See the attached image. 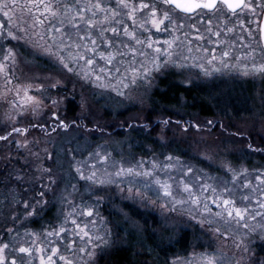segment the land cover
I'll return each mask as SVG.
<instances>
[{
  "label": "snow or ice",
  "instance_id": "1",
  "mask_svg": "<svg viewBox=\"0 0 264 264\" xmlns=\"http://www.w3.org/2000/svg\"><path fill=\"white\" fill-rule=\"evenodd\" d=\"M11 41L18 45L23 42L50 57L67 74L120 97H130L137 89L150 87L155 74L169 68L196 69L197 75L203 77L225 70L239 71L246 77L264 79V0H0V101L8 105L5 118L10 125V131L0 135V141L12 142L9 138L14 134L23 136V140L14 142L18 148H28L30 143H39L27 139L29 130L40 128L47 135V121L30 120L26 127L16 124L26 119V113L39 116L42 109L49 107L46 99L56 109L60 100L45 97L42 83L21 82L15 77L18 59L15 49L7 46ZM58 84L56 81L49 87L56 88ZM50 118L57 122L53 131L68 127L56 111H51ZM207 123L211 125L213 121ZM89 157L93 162L87 165V174L84 163L75 172L92 191L113 184L119 189L117 180L129 177L130 196L156 203L151 198L155 196L164 201L161 208L170 205L171 212L179 209L191 219L199 216L201 227L206 225L218 239L225 236L217 226L221 224H234L245 236L257 228L264 232V171L260 169L253 170L250 178L248 169L238 171L224 163V180L209 183L218 178L201 172L192 183L189 177L196 170L179 157L166 156L165 162L153 161L150 168L142 161L129 167L114 163L115 171L107 168L108 153L96 151ZM101 167L102 178L98 175ZM177 167L182 170L178 177L172 175ZM50 184L56 181L50 179ZM70 187L78 191L75 185ZM45 195L44 190L38 192L41 200L35 204L23 201L25 217L34 216L37 206L48 203L42 200ZM69 196L72 193L60 194L67 207L61 209L57 222H49V227L39 233L26 231L30 239L12 247L17 255L10 260L5 255L10 244L0 242V264H95L97 255L108 247L111 235L97 208L103 197L92 203L81 197L76 203ZM235 247L249 251L243 239ZM170 264L231 261L222 246L209 245L204 251L193 249L184 258L176 257Z\"/></svg>",
  "mask_w": 264,
  "mask_h": 264
},
{
  "label": "rangeland",
  "instance_id": "2",
  "mask_svg": "<svg viewBox=\"0 0 264 264\" xmlns=\"http://www.w3.org/2000/svg\"><path fill=\"white\" fill-rule=\"evenodd\" d=\"M7 46L13 47L17 53L15 77H19L21 82L42 83L46 89L45 97L60 100L56 109L51 107V100L46 99L45 103L49 107L42 109L39 116L26 113V119L16 124L17 127H26L30 120L47 121V135L40 128L30 129L27 134L29 141L38 140V144L30 143L28 148H18L14 139L23 140L24 137L15 134L9 138L12 142L0 141L1 190L11 196L17 194L14 202L4 205V208L7 206L12 209L10 219L6 222L10 227L4 230L3 226L0 227V242L10 244L5 252L9 260L17 255L12 247H18L30 239L25 236L26 231L39 233L49 227V222H57L61 209L67 207L62 204L60 194L72 193L68 198H75L76 203H80L81 197L89 203L103 197L97 208L105 218L111 235L108 237V247L97 255L95 264H103L109 252L126 245V239L130 237H138L145 244H148V238L151 239L150 246L144 245L146 253L141 264H170L176 257L184 258L193 249L196 252L204 251L209 245L222 246V250L228 253L231 264H237V261L240 264H264V232L259 228L255 233L245 236L243 230L237 231L234 224L231 227L217 225L225 232V236L218 239L206 225L201 227L199 216L191 219L179 209L171 212L170 205L169 208H161L164 201L156 200L155 196L151 198L156 203L130 196L127 192V180L131 179L129 177L117 180L119 189H124L123 191L115 184L103 186L100 191H92L75 172V168L84 163L87 174V165L93 162L89 153L101 151L110 155L107 165L109 171H115L114 163L116 166L122 163L129 167L141 161L150 168L153 161L165 162V157L171 155L179 157L182 163L196 170L189 177L192 183H196V176L201 172L218 178L209 183L224 180V163L238 171L241 168L248 169L251 178L253 170L264 171V79L260 76L246 77L239 71L225 70L211 77H203L197 75L196 69L188 71L169 68L155 74L150 87H141L131 93L130 97H120L115 92L94 87L67 74L50 57L32 50L23 45V42L18 45L16 41H11ZM257 57L260 60L259 55ZM56 81H59L56 88L49 87ZM15 82L14 79L13 83ZM162 84L189 88L198 101L212 109L213 116L200 117L196 112L185 110L184 96L180 97L182 102L175 107L151 109V95ZM2 88L3 78H0V89ZM33 94H36L34 90ZM70 105L76 114L74 118L67 115V107ZM49 109L56 111L68 127L53 131L57 122L50 118ZM6 111L8 105L0 101V135L10 131L9 122L5 118ZM158 111H163L165 115L158 114ZM150 112L154 115H150L154 119V125L150 128L139 127V121L142 122ZM118 114H123L124 119L115 121V115ZM167 115L170 120L165 123ZM209 120L213 121L211 125L207 123ZM122 123L129 127L130 124L134 125L128 135L103 132L110 129L115 131ZM133 129L140 131L137 133L140 136H146L148 142L133 138ZM28 149H31V153H38V156L31 155ZM48 169H51L50 173ZM181 171L177 167L172 175L178 177ZM102 173L101 167L98 173L101 178ZM17 176L23 179L18 180ZM160 176L164 178V173L161 172ZM50 179L55 180L56 184H50ZM42 185L47 187L42 189ZM70 185H75L78 191L73 192ZM66 187L67 192H64ZM41 190L46 191L42 200L48 203L43 207L37 206L34 216L25 217L23 201L35 204L37 200H41L38 196ZM2 207L3 202L0 204V208ZM17 216L19 219H16ZM3 217L4 213L1 212L0 219ZM1 224L5 225V222L2 221ZM8 229H12V232L9 233ZM241 239L249 248L248 252H244L243 247H235ZM177 241L179 250L160 253L166 245L172 246Z\"/></svg>",
  "mask_w": 264,
  "mask_h": 264
},
{
  "label": "trees",
  "instance_id": "3",
  "mask_svg": "<svg viewBox=\"0 0 264 264\" xmlns=\"http://www.w3.org/2000/svg\"><path fill=\"white\" fill-rule=\"evenodd\" d=\"M160 86V88H159ZM155 91H153V94L151 95V109L154 110H161L165 109L167 107H175L177 106V104H179L180 102H182V99H180V96H178V94H180V87L178 89V87H174L173 85H159ZM186 93L187 96H185V100L183 103H185V110H187L190 113H197L199 114L200 117H208L211 118L213 116V111L212 109L207 106L206 104H204L201 101H198V99L195 96H191L188 95L192 92H189V90H182L181 93ZM71 102V101H69ZM67 112H68V116L70 118H74L76 114H74V111L71 109V105L67 107ZM161 113L163 116L165 115L163 111H158V114ZM154 116L151 112L147 113L146 117L144 120H142V122L139 121V127L142 128H150V126L154 125V119L151 116ZM105 116V115H104ZM169 115L166 116V118L164 119L166 122H168L169 119ZM112 118V117H111ZM115 121H120L124 119V115L123 114H118L115 115ZM120 119V120H119ZM152 122V125H151ZM134 123V122H132ZM162 123V122H161ZM85 125H88L85 123ZM131 126H127L126 124H119L117 126V129L114 130H107V131H103L104 133L107 134H114L117 135L120 133H125V135L129 134V131L133 128L132 126H134L133 124H130ZM120 129V130H119ZM93 132H97L96 130H91ZM123 131V132H120ZM133 138L135 137L136 140H141L142 141H146L148 142V139L146 138V136H140V131L138 130H134L133 129ZM124 135V136H125ZM130 137H132V135L130 134ZM2 183L0 181V204L1 202H3V207L0 208V213L3 212L4 213V217L2 219H0V227L3 226V230L7 227H10L8 223V220L10 219L9 215L12 212V209H8L7 204H10L9 202H14V200L17 198L16 195L17 194H9L8 192H4L3 190H1L2 188ZM20 195V194H19ZM13 204V203H12ZM4 221L5 225H2L1 222ZM2 230V231H3ZM127 237V236H126ZM149 242L148 244H145L146 242H141L140 238L138 237H130L129 239H126V245L116 248L115 250H112L111 252H109V255H107L105 257V259L103 260V264H141L142 259L144 258L145 255V251H144V245H148L150 246L151 244V239L148 238ZM179 241V238H178ZM178 241L172 245H166L164 247V249L160 252L162 254L164 253H172V252H176V250H179L180 248L176 245H178ZM171 245V244H170ZM139 247H141L139 249ZM160 247V245H159ZM182 245H181V249H182ZM160 250V249H159Z\"/></svg>",
  "mask_w": 264,
  "mask_h": 264
},
{
  "label": "flooded vegetation",
  "instance_id": "4",
  "mask_svg": "<svg viewBox=\"0 0 264 264\" xmlns=\"http://www.w3.org/2000/svg\"><path fill=\"white\" fill-rule=\"evenodd\" d=\"M257 62H260V60H258V57H257ZM179 86L181 87L180 89H184V90H185V89H186V90L188 89V90H189V88H186V87H184L183 85H179ZM179 86H177L178 89H179ZM189 92H190V90H189ZM188 95H191V96L194 95V96H195V93L192 92V93H190V94H188ZM178 96H180V97H181V96H184V97H185V96H187V94H186V93H183V92H182V93L180 92V94H178Z\"/></svg>",
  "mask_w": 264,
  "mask_h": 264
}]
</instances>
